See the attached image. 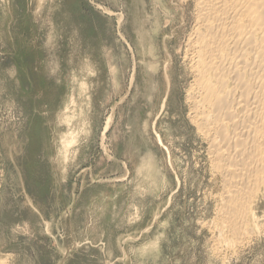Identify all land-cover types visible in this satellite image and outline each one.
Listing matches in <instances>:
<instances>
[{"label": "rangeland", "instance_id": "rangeland-1", "mask_svg": "<svg viewBox=\"0 0 264 264\" xmlns=\"http://www.w3.org/2000/svg\"><path fill=\"white\" fill-rule=\"evenodd\" d=\"M193 6L0 0L5 263L264 264V186L237 238L219 226L187 99Z\"/></svg>", "mask_w": 264, "mask_h": 264}, {"label": "bare ground", "instance_id": "bare-ground-1", "mask_svg": "<svg viewBox=\"0 0 264 264\" xmlns=\"http://www.w3.org/2000/svg\"><path fill=\"white\" fill-rule=\"evenodd\" d=\"M193 3L184 54L193 76L190 117L224 178L216 222L233 240L264 186V0Z\"/></svg>", "mask_w": 264, "mask_h": 264}]
</instances>
